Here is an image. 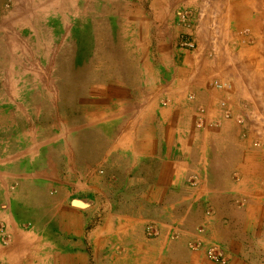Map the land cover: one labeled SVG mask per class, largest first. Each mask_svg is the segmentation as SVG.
<instances>
[{
    "label": "crops",
    "instance_id": "crops-1",
    "mask_svg": "<svg viewBox=\"0 0 264 264\" xmlns=\"http://www.w3.org/2000/svg\"><path fill=\"white\" fill-rule=\"evenodd\" d=\"M9 1L0 264H215L211 243L229 264H264V0H93L71 28L50 16L54 0L5 13Z\"/></svg>",
    "mask_w": 264,
    "mask_h": 264
},
{
    "label": "built area",
    "instance_id": "built-area-1",
    "mask_svg": "<svg viewBox=\"0 0 264 264\" xmlns=\"http://www.w3.org/2000/svg\"><path fill=\"white\" fill-rule=\"evenodd\" d=\"M189 17H190V13L188 11L181 13L180 14L181 23L188 22L190 20ZM180 46H181V48H188V49L193 50L197 47V43L194 40H190L188 38H182L180 40ZM213 85L218 90H224L226 87L225 82L220 81V80H215L213 82ZM190 99L193 100L194 95H191ZM220 109L224 110V118L228 119L231 117L230 113L228 111H225V100L221 101ZM204 116H205V110L200 108L198 110V121H197L199 127H202L204 124ZM237 121L240 124L245 122L244 118H242V117H238ZM193 184H195V182H193ZM211 213L212 212L209 210L207 212V215H211ZM205 233H206V229L204 227H202V228H199V230H197L196 235L201 236V235H204ZM147 234L151 238L157 237L159 235V229L154 224L149 225L147 228ZM0 240L4 244H8V242L10 240V235L8 234V230L6 228V225L3 223H0ZM203 244H204V242H202L201 239L197 238V239H193L189 243V247L192 251L199 252L204 248L205 245H203ZM206 254H207V258L215 264H229V262H230L228 254L225 252V250L222 248V246L218 243L209 244L206 248Z\"/></svg>",
    "mask_w": 264,
    "mask_h": 264
},
{
    "label": "rangeland",
    "instance_id": "rangeland-1",
    "mask_svg": "<svg viewBox=\"0 0 264 264\" xmlns=\"http://www.w3.org/2000/svg\"><path fill=\"white\" fill-rule=\"evenodd\" d=\"M30 1H33L34 3H35V5L37 6V4L39 3L37 0H28V2H30ZM67 1V2H66ZM93 0H54V3H55V6H58L59 4L61 5V7L59 8V9H55V12H53L52 14H50V16H54V18L57 20V21H60V19H63L62 21H64V24L66 25L65 26V28L66 27H70L71 28V24L73 23V22H76V19H77V16H78V13H83V12H80L79 11V7L80 6H82L83 7V5L82 4H86V3H88V2H92ZM0 2H1V0H0ZM15 3H17L15 0H10L9 2H7V4H6V8H7V11L5 12V13H7V12H10L11 10H13V6L15 5ZM61 3H65L64 5L63 4H61ZM30 4V3H29ZM40 5V4H39ZM8 6V7H7ZM78 6V7H77ZM17 10H19V9H17ZM27 10H30V6H29V8L27 9ZM82 11H83V9H82ZM14 12V11H13ZM37 12H39L38 14L40 15V16H42V10H40L39 9V7L37 8ZM30 13V12H29ZM19 17L17 14L16 15H13L12 16V18H14V17ZM66 16L67 18L69 17V18H71L69 21H68V19L67 18H64V17ZM16 17V18H17ZM72 18H75V19H72ZM72 20V21H71ZM73 20H75V21H73ZM65 22H67L68 24H66ZM77 23V22H76ZM74 26H77V24H73ZM59 25H55V29L58 27ZM62 26V25H61ZM56 32H58V31H56ZM55 32V33H56ZM91 32V31H90ZM85 34V33H84ZM84 34H82L81 36H83L84 37ZM87 35V37H88V33H86ZM67 42L68 41H66L64 44H63V46H65L66 48H67V50H69V52H70V54H72L73 52H75L74 51V49H76L77 48V46H75V42L76 41H71V42H69L68 44H67ZM99 42V41H98ZM98 42H95L94 41V43H98ZM51 43H54V49L56 50V49H58V48H60V47H62L61 46V44H60V47L59 46H56V43L55 42H51ZM116 43L118 44V46L119 47H117V53L118 54H124V51L123 50H125V47L124 46H122V42L121 41H116ZM67 44V45H66ZM58 47V48H57ZM122 47V49H120ZM23 49V48H22ZM84 54L85 53H83V55H82V58L84 57ZM27 56H28V61L26 60V64H24V67L26 66V68H28V70L30 71V72H33V71H35V70H40L39 69V66H41V65H39V62L37 61V60H35V58L32 56V57H30L29 56V54H26ZM125 55V54H124ZM120 57H121V55H118L117 56V59L119 58L120 59ZM87 58V63H88V61H93V55L91 56V58H92V60H91V58L90 57H86ZM69 60L71 59V58H68ZM16 68H17V73H15L14 75H21L22 74V70L23 69H19V71L20 72H18V64H17V66H16ZM21 73V74H20ZM37 75H39V73H37Z\"/></svg>",
    "mask_w": 264,
    "mask_h": 264
}]
</instances>
